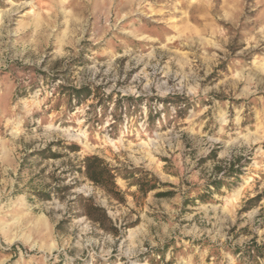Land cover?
<instances>
[{
	"label": "rangeland",
	"instance_id": "374dc122",
	"mask_svg": "<svg viewBox=\"0 0 264 264\" xmlns=\"http://www.w3.org/2000/svg\"><path fill=\"white\" fill-rule=\"evenodd\" d=\"M84 85L91 96L69 103L64 87ZM212 149L249 164L211 202L185 204ZM86 155L175 187L144 195L118 177L119 202L72 173ZM77 194L118 232L71 209ZM254 240L264 0H0V264H241L235 251Z\"/></svg>",
	"mask_w": 264,
	"mask_h": 264
},
{
	"label": "trees",
	"instance_id": "16d2710c",
	"mask_svg": "<svg viewBox=\"0 0 264 264\" xmlns=\"http://www.w3.org/2000/svg\"><path fill=\"white\" fill-rule=\"evenodd\" d=\"M64 90L69 92V103L76 100L77 104H80L92 94V89L88 85L79 88L72 86L64 87ZM70 147L73 151L78 150L77 145ZM40 154L44 158L57 156L49 148L42 150ZM217 157L218 149H212L207 156L199 160V165H203L210 160L214 161L212 171L204 183L195 185V188L198 190L197 195L188 199L185 204L191 203L192 205H197L211 202L214 198L213 196L215 194H222L224 188L231 189L233 184L240 179L244 167L249 164V161L245 160L244 156L231 155L224 159H217ZM164 160L168 161V159ZM72 167L73 174H81L119 202L126 201V193L117 184L118 177L124 179L129 188L136 186L138 191L144 195L161 187H175L171 183L161 182L155 174L148 170L140 167L112 166L99 155H86L83 159L72 164ZM230 179H236V181L230 182ZM176 192L174 189H164L157 191L155 196L168 197L173 196ZM46 196H49V193H46ZM260 200L261 196L258 195L251 199L250 202ZM72 202L73 207L71 206V209L78 210L82 215L92 220L107 232L113 234L118 232V228L109 216L107 209L97 204L92 197L77 194ZM235 253L238 255L241 264H264V243L260 244L254 240L243 247H239ZM162 255H164L163 252Z\"/></svg>",
	"mask_w": 264,
	"mask_h": 264
}]
</instances>
